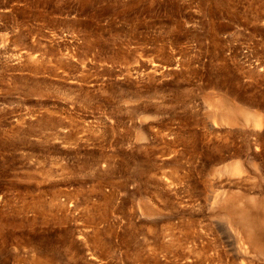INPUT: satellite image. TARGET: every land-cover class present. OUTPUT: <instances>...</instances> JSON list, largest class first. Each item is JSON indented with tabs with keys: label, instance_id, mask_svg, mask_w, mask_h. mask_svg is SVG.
Listing matches in <instances>:
<instances>
[{
	"label": "rangeland",
	"instance_id": "374dc122",
	"mask_svg": "<svg viewBox=\"0 0 264 264\" xmlns=\"http://www.w3.org/2000/svg\"><path fill=\"white\" fill-rule=\"evenodd\" d=\"M0 264H264V0H0Z\"/></svg>",
	"mask_w": 264,
	"mask_h": 264
}]
</instances>
